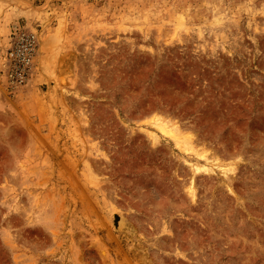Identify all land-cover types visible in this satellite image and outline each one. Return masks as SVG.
Wrapping results in <instances>:
<instances>
[{
	"label": "rangeland",
	"instance_id": "rangeland-1",
	"mask_svg": "<svg viewBox=\"0 0 264 264\" xmlns=\"http://www.w3.org/2000/svg\"><path fill=\"white\" fill-rule=\"evenodd\" d=\"M16 24L0 264H264V0H0Z\"/></svg>",
	"mask_w": 264,
	"mask_h": 264
},
{
	"label": "built area",
	"instance_id": "built-area-1",
	"mask_svg": "<svg viewBox=\"0 0 264 264\" xmlns=\"http://www.w3.org/2000/svg\"><path fill=\"white\" fill-rule=\"evenodd\" d=\"M38 43L37 31L25 25H13L5 37L0 36V91L7 99H13L29 79Z\"/></svg>",
	"mask_w": 264,
	"mask_h": 264
},
{
	"label": "bare ground",
	"instance_id": "bare-ground-1",
	"mask_svg": "<svg viewBox=\"0 0 264 264\" xmlns=\"http://www.w3.org/2000/svg\"><path fill=\"white\" fill-rule=\"evenodd\" d=\"M160 127H162V125H160ZM197 168V167H196ZM118 224V223H117ZM104 254V253H103Z\"/></svg>",
	"mask_w": 264,
	"mask_h": 264
}]
</instances>
